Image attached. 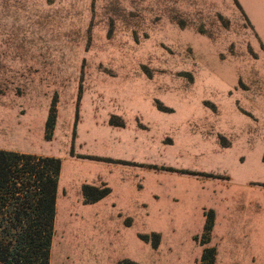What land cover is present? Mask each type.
Instances as JSON below:
<instances>
[{
  "label": "rangeland",
  "instance_id": "374dc122",
  "mask_svg": "<svg viewBox=\"0 0 264 264\" xmlns=\"http://www.w3.org/2000/svg\"><path fill=\"white\" fill-rule=\"evenodd\" d=\"M249 20L232 0H0V149L62 161L51 264H202L219 243L216 264H264L240 253L255 233L264 250ZM84 185L110 193L87 203Z\"/></svg>",
  "mask_w": 264,
  "mask_h": 264
},
{
  "label": "trees",
  "instance_id": "16d2710c",
  "mask_svg": "<svg viewBox=\"0 0 264 264\" xmlns=\"http://www.w3.org/2000/svg\"><path fill=\"white\" fill-rule=\"evenodd\" d=\"M55 123L52 111L47 138ZM61 172L58 157L0 149V264H51ZM109 193L108 187L83 186L87 203ZM214 218L213 211L207 214L206 233L212 230ZM215 256V248H206L202 264H214Z\"/></svg>",
  "mask_w": 264,
  "mask_h": 264
},
{
  "label": "crops",
  "instance_id": "0c3cea01",
  "mask_svg": "<svg viewBox=\"0 0 264 264\" xmlns=\"http://www.w3.org/2000/svg\"><path fill=\"white\" fill-rule=\"evenodd\" d=\"M232 2H234V5L238 8L240 14H244L246 17H248L251 23H253V28L255 29V31L262 32L259 28H263L264 29V0H232ZM263 37V36H262ZM10 150V149H9ZM259 194H256V196L251 197V202L253 200L252 205H255L257 208V214H256V220L259 221L258 219V214H263L262 211V206L259 204ZM57 203H58V196H57ZM227 207H230L229 205ZM230 213L229 208L227 209L226 213ZM215 213V211H214ZM231 214V213H230ZM251 230H253L255 232L256 228H251ZM227 234V233H226ZM257 235V239H249L246 244H242L241 246V251L240 253L242 254L244 249L247 248L248 246L252 245L253 246V252L254 254H249L250 258H255V257H259L260 255L264 254V250H263V246L260 244V242H258V237H259V233H255ZM228 237H226L224 235L225 239ZM54 240V239H53ZM222 241V239H220V242ZM252 241V242H250ZM228 242V247L233 249L232 252V260L231 263L236 261L238 259V257H236V250L238 248V244H237V239L235 238V236L233 237V240L230 242V240H227ZM219 248L215 247L216 249V261L215 264L217 262L218 256L222 257L223 260V256H224V252L225 254L228 253V250L226 249H221L220 248V243L218 245ZM237 258V259H236ZM224 262V261H223ZM226 264V262H224ZM230 263V262H229Z\"/></svg>",
  "mask_w": 264,
  "mask_h": 264
}]
</instances>
